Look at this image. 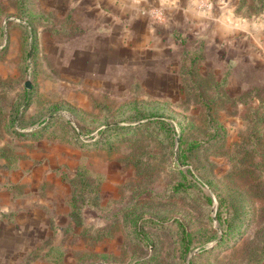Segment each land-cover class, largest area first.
<instances>
[{
  "label": "rangeland",
  "instance_id": "obj_1",
  "mask_svg": "<svg viewBox=\"0 0 264 264\" xmlns=\"http://www.w3.org/2000/svg\"><path fill=\"white\" fill-rule=\"evenodd\" d=\"M151 1L0 0V264H264V0Z\"/></svg>",
  "mask_w": 264,
  "mask_h": 264
},
{
  "label": "crops",
  "instance_id": "obj_2",
  "mask_svg": "<svg viewBox=\"0 0 264 264\" xmlns=\"http://www.w3.org/2000/svg\"><path fill=\"white\" fill-rule=\"evenodd\" d=\"M54 1V0H50ZM73 1H77V4H86L85 7L89 8V15L92 16L94 23L96 24L97 27L103 28V30H107L109 33V38H112L113 32H118V39L119 41V47L122 49V47H126L128 45V23H129V18L128 16L130 15L131 17L133 16L134 21H139L138 26L139 27H144V30L142 29L141 31H145L141 37L144 39V43H148L149 35L154 27L153 23L151 22V25H148L149 19L146 17L142 16L138 17L139 7L143 6L144 3H146V7L149 6L147 4H151V0H137V3H134L133 0H66L68 5H71ZM88 1V2H85ZM154 4V3H153ZM151 4V5H153ZM134 8L129 11V8ZM170 5L169 7H171ZM173 8V7H172ZM175 8V7H174ZM173 8V9H174ZM141 9V8H140ZM172 9V10H173ZM175 10V9H174ZM168 12V15L172 17H167L168 22H167V30H165V34L163 38L166 40L167 33L169 31V26L173 27L172 23L174 20L173 16H175V11ZM135 13V14H134ZM175 26V23H174ZM151 29V30H150ZM155 29V27H154ZM156 30H160V25L156 26ZM126 41L125 44L122 43V41ZM109 48H111V44H109ZM150 49V48H149ZM109 53L110 50H109Z\"/></svg>",
  "mask_w": 264,
  "mask_h": 264
},
{
  "label": "water",
  "instance_id": "obj_3",
  "mask_svg": "<svg viewBox=\"0 0 264 264\" xmlns=\"http://www.w3.org/2000/svg\"><path fill=\"white\" fill-rule=\"evenodd\" d=\"M25 87H26V88H30V84H29L28 81L25 82Z\"/></svg>",
  "mask_w": 264,
  "mask_h": 264
},
{
  "label": "trees",
  "instance_id": "obj_4",
  "mask_svg": "<svg viewBox=\"0 0 264 264\" xmlns=\"http://www.w3.org/2000/svg\"><path fill=\"white\" fill-rule=\"evenodd\" d=\"M186 246H187V244H186Z\"/></svg>",
  "mask_w": 264,
  "mask_h": 264
}]
</instances>
